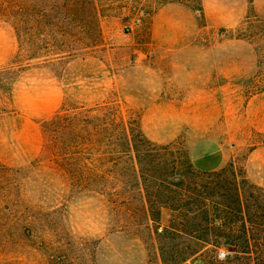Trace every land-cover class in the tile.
Masks as SVG:
<instances>
[{
    "label": "rangeland",
    "instance_id": "1",
    "mask_svg": "<svg viewBox=\"0 0 264 264\" xmlns=\"http://www.w3.org/2000/svg\"><path fill=\"white\" fill-rule=\"evenodd\" d=\"M0 264H264V0H0Z\"/></svg>",
    "mask_w": 264,
    "mask_h": 264
},
{
    "label": "crops",
    "instance_id": "2",
    "mask_svg": "<svg viewBox=\"0 0 264 264\" xmlns=\"http://www.w3.org/2000/svg\"><path fill=\"white\" fill-rule=\"evenodd\" d=\"M206 155L207 157H204ZM228 158L227 150L216 142L204 141L191 150L194 168L202 173H214L220 170Z\"/></svg>",
    "mask_w": 264,
    "mask_h": 264
},
{
    "label": "built area",
    "instance_id": "3",
    "mask_svg": "<svg viewBox=\"0 0 264 264\" xmlns=\"http://www.w3.org/2000/svg\"><path fill=\"white\" fill-rule=\"evenodd\" d=\"M220 258H221V259H226V258H227V256H226V254H225V253H221V255H220Z\"/></svg>",
    "mask_w": 264,
    "mask_h": 264
}]
</instances>
